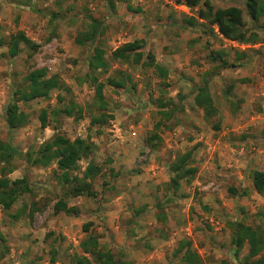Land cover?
<instances>
[{
	"label": "rangeland",
	"instance_id": "1",
	"mask_svg": "<svg viewBox=\"0 0 264 264\" xmlns=\"http://www.w3.org/2000/svg\"><path fill=\"white\" fill-rule=\"evenodd\" d=\"M209 2L213 7L240 6L247 32H254L256 41L221 37L214 25L210 29L202 23L195 6L186 11L174 0H114L113 8L107 0H0V37L21 29L39 44L30 56L23 44L13 56L2 55L5 46H0V139L9 138L20 151L8 176L25 175L30 185L9 208L0 207V264H45L50 256L52 264H67L80 250L84 223L100 246L132 264H182L186 243L202 264H240L246 244L233 254L230 222L264 228V193L253 189L249 177L251 168L264 169V9L253 21L244 0ZM259 5L264 8V0ZM88 14L105 25L100 38L106 56L121 42L140 38L141 49L151 50L167 68L166 77L150 67L111 61L100 78H124L122 70L130 78L122 87L103 86L111 114L104 124L89 125L85 110L77 119L50 117L41 127L40 109L55 105L57 89H49L20 103L28 120L8 129L4 106L11 88L31 66L57 73L70 86L73 98L87 108L92 89L81 77L90 47L87 42L76 43L74 36L86 27ZM189 15L196 17L195 24L184 21ZM221 49L235 65L219 67L208 56L210 50ZM239 50L245 54L236 59ZM211 68L217 72L209 85L218 129L211 128V121L192 103V87L202 71ZM233 78H237L233 87L223 92ZM156 98L183 109L163 122L167 127L156 129L160 139L150 147L146 136L160 116ZM54 131L70 138L87 137L95 146L91 158L102 166L92 179L94 196L64 197L78 207L75 215L52 211V203L63 198L55 163L35 165L22 157L26 151L33 155ZM187 148H192L191 162L197 171L172 191L167 163ZM85 161L78 160L80 169Z\"/></svg>",
	"mask_w": 264,
	"mask_h": 264
},
{
	"label": "trees",
	"instance_id": "2",
	"mask_svg": "<svg viewBox=\"0 0 264 264\" xmlns=\"http://www.w3.org/2000/svg\"><path fill=\"white\" fill-rule=\"evenodd\" d=\"M183 2L191 7H196V15L202 19V23L208 27L214 25L216 30L225 38L237 42H255L254 32H247L245 20L242 15V8L236 4H227L213 7L209 0H174ZM111 8L114 7V0H107ZM244 9L248 17L256 21L263 11V6L259 5V0H244ZM88 23L85 28L79 30L74 41L78 44L88 43L90 49L86 56V70L81 79L91 89V97L87 102V108L77 102L73 96L70 86L65 84L57 73H48L45 66H31L23 75L22 81L13 86L9 93L8 101L4 106V119L8 129L24 125L28 116L24 112L20 103H26L28 100L41 94H45L49 89H57L55 95V105L47 110L41 108L38 113V120L41 127L48 124L50 117L57 115L72 116L77 119L82 116L86 110L88 115V124L100 126L104 124L111 114L107 111V101L104 96L103 86L105 84L115 87L124 86L125 80L129 79V73L120 71L123 75L120 78L107 75L104 79L100 74L107 70L111 61L126 62L128 64H139L141 67H150L160 77L165 78L167 68L157 62L151 50L143 51L142 39L134 38L125 40L112 47L107 56L105 55L104 43L100 38L103 33L104 24L101 19L92 15L86 16ZM186 23L192 25L196 23V17L189 15L184 18ZM23 44L28 48L30 56L39 46L37 42L28 37L23 30L16 29L9 32L6 37H0V46H5L2 53L9 56L15 55ZM245 52H237L236 59L244 55ZM208 56L216 60L217 66L225 67L235 65L230 62L222 50H210ZM119 71V69H117ZM217 73L213 68L205 70L200 77V81L192 87V103L201 109L202 117L211 121L210 126L213 129L219 128V119L217 108L214 104L210 87L206 76ZM234 81L230 80L223 89L228 93L233 87ZM157 111L160 114L153 122V126L146 136L145 143L150 147L155 146V141L159 138L156 129L163 124L166 119L174 118L176 110H182V105L171 102L169 106L161 98H156ZM234 104V103H232ZM167 108H162V107ZM175 119L173 123H175ZM94 144L87 137L70 138L58 131H54L50 136L43 139L36 147L33 155L31 151L22 154L23 159L30 161L35 165H47L50 162L55 163V167L60 171L59 181L63 182V198L59 197L52 203V211H62L67 214L75 215L78 213V207L75 204H68L64 197L84 194L94 196L95 190L92 187V179L100 173L102 166L95 162L90 154L94 150ZM192 148H187L178 152L168 163L167 168L170 176L167 185L176 191L181 181L189 182L195 175L197 168L191 162ZM20 155V151L11 140L0 139V207L9 208L24 192L30 190L29 182L25 175L10 177L8 173L13 169V159ZM86 158L82 169L78 160ZM249 177L253 189L259 193H264V169L251 168ZM231 192L235 188L229 187ZM16 216V214H11ZM163 215V214H161ZM233 254L237 255L244 243L246 252L238 258L240 264H264V228L261 225H251L240 220L230 222ZM84 236L79 240V252L71 254L67 264H132L130 260H123L115 257L114 253L99 245L97 236L88 231V224L82 225ZM182 247L179 248V250ZM2 252H0V256ZM53 257L50 256L49 262L52 264ZM182 264H202L200 258L192 251L188 243L180 254Z\"/></svg>",
	"mask_w": 264,
	"mask_h": 264
},
{
	"label": "crops",
	"instance_id": "3",
	"mask_svg": "<svg viewBox=\"0 0 264 264\" xmlns=\"http://www.w3.org/2000/svg\"><path fill=\"white\" fill-rule=\"evenodd\" d=\"M179 6H181L184 10H189L190 8H188L183 2L181 3V4H179ZM217 33H218V35H220L221 37H223L217 30H215ZM225 38V37H224ZM223 52H224V55H225V50H223V49H221ZM240 51H242V50H239V52ZM205 70H207V69H204L203 71H202V73L205 71ZM202 73L200 74V77L202 76ZM213 75H215V73L213 74H208L207 76H206V78H207V80H208V84H209V79H210V77L211 76H213ZM233 81H235V80H237V78H233L232 79ZM200 81V80H199ZM198 83V82H197ZM209 87H210V85H209ZM210 92H211V90H210ZM211 94H212V92H211ZM212 97H213V100H214V96H213V94H212ZM215 101V100H214ZM215 104V103H214ZM216 106V105H215ZM217 108V107H216ZM217 114H218V112H217ZM263 161V160H262Z\"/></svg>",
	"mask_w": 264,
	"mask_h": 264
},
{
	"label": "built area",
	"instance_id": "4",
	"mask_svg": "<svg viewBox=\"0 0 264 264\" xmlns=\"http://www.w3.org/2000/svg\"><path fill=\"white\" fill-rule=\"evenodd\" d=\"M186 5V4H185ZM188 8H190V6L186 5Z\"/></svg>",
	"mask_w": 264,
	"mask_h": 264
}]
</instances>
